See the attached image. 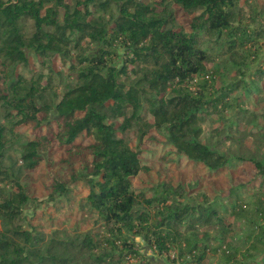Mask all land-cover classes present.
<instances>
[{
  "label": "trees",
  "instance_id": "obj_1",
  "mask_svg": "<svg viewBox=\"0 0 264 264\" xmlns=\"http://www.w3.org/2000/svg\"><path fill=\"white\" fill-rule=\"evenodd\" d=\"M245 3L0 0V104L5 116L16 125H56L49 135L37 132L15 146L20 137L14 139L12 125L0 120V175L13 187H0V264H167L151 260L143 248L166 255L169 264H204L212 254L218 264H264L263 191L243 203V185H237L228 202L216 207L202 192L199 200L189 201L187 194L196 186L189 183L159 181L152 196L133 184L134 177L150 169L141 154L151 129L166 132L178 160L186 158L210 171L232 162L227 152L204 143L203 121L248 101L264 103V66L253 69L249 79L217 82L208 65L212 57L236 62L241 55L249 64L257 60L253 50L263 31L242 23ZM84 43L98 48L88 54ZM119 47L124 50L121 67L114 56ZM28 52L44 64L56 56L69 62L74 81L58 90L51 66L47 77L20 72V67L29 69ZM193 79L194 91L188 85ZM239 110L245 114L250 109ZM260 129L264 132V126ZM133 132L137 146L132 145ZM55 142L66 153L60 161L70 167L72 180L89 189L79 203L94 220L88 231L47 232L26 223L24 208L32 198L20 179L43 163ZM12 150L16 157L4 168ZM251 161L264 186V153ZM77 163L81 168L75 169ZM70 194L67 182L55 178L50 200L71 201ZM229 213L248 229L230 242Z\"/></svg>",
  "mask_w": 264,
  "mask_h": 264
},
{
  "label": "rangeland",
  "instance_id": "obj_2",
  "mask_svg": "<svg viewBox=\"0 0 264 264\" xmlns=\"http://www.w3.org/2000/svg\"><path fill=\"white\" fill-rule=\"evenodd\" d=\"M242 1L245 3V0ZM243 6L240 10L242 23L251 29H261L263 31L261 38L258 39V48L256 47L257 49L253 50V52L258 53V58L255 62L249 64L248 60L241 58V55H238L236 62L227 61V56H224V58L216 57L214 61L212 57L208 65L211 78L215 77L217 82L221 80L229 81L235 76L238 79H249L253 69L264 66V0H249ZM237 23H240V21ZM84 46L85 52L88 54L95 52L98 48L96 43L85 44ZM117 51L118 54L114 55L116 56L115 61L121 67L124 59L122 56L124 50L119 47ZM28 57L29 69L19 68V71L27 76H32L33 73H42L47 77V67L51 66L56 74L54 76L56 78L55 86L58 87V90H64L69 83L74 81L73 77H75L76 73L70 69L69 62H63L60 57H54L51 64L49 62L44 64L39 57L31 52H28ZM196 81L197 79H193L188 83V85H192L191 89L193 91L196 89ZM237 93L239 92L234 94ZM247 107L250 110L245 114L239 110ZM5 113V106L0 104L1 122L8 123L9 126L12 125L14 139L18 138V136L20 137L15 146L22 141L35 138L37 132L49 135L51 129L56 127L55 123L49 126L45 122L41 126H34L33 124L16 125L13 121H8ZM54 115L55 112L53 111L51 118ZM203 126L204 134L202 139L204 143L212 149L227 152L228 157L233 158L227 167L218 171H210L202 164L190 163L186 158L178 160L179 158L172 154L171 146L167 145L166 132L164 130L155 131L151 129L144 137V150L141 154L142 161L150 169L149 172L140 173L133 178L135 188L138 191H144L148 196H152V187L156 186L159 181L169 180L174 185L189 183L192 187L196 185L192 188L194 192L187 194L189 201L199 200L200 198L197 194L202 192L207 194L208 202L216 207H222L223 203L228 202L230 190L237 185H243L241 188V194L244 197L243 203L251 201L253 193L264 192V186L261 185L259 179L255 178V167L251 163L253 158L264 153V132L263 129H260L264 126V103L256 104L254 101H248L242 108L235 106L227 110L221 117L208 115L203 121ZM232 130L235 133L232 138H229L228 135H230ZM131 135L132 145L137 146L138 142L135 133L133 132ZM81 139L79 138L78 141ZM237 155L246 158V161H240L236 158ZM44 156L45 160L36 170L25 173L20 179L25 191L32 198L24 208V212L27 215L26 223L30 220L47 232L52 231L54 228H67L70 231L77 229L88 231L94 228V220L87 216L85 210L79 206L81 200L88 195L89 189L82 182L73 181L70 167L60 161V159L66 158L63 147L55 142L49 150H46ZM15 157L14 150H12L4 163H2L4 168H10ZM74 167L79 169L81 165L77 163ZM55 178L67 182L68 187L71 189V201H66L62 197L55 201L50 200L49 197L53 190ZM6 183H9V180L0 175V187L5 186ZM9 184L11 189H13L12 184ZM225 223L229 227L227 238L229 242L240 235L244 236L248 230L240 219L230 213L226 214ZM137 240H140V238H137ZM143 251L148 252L151 260L169 264L166 255L149 251L148 248H143ZM218 263L216 254H212L204 262V264Z\"/></svg>",
  "mask_w": 264,
  "mask_h": 264
}]
</instances>
